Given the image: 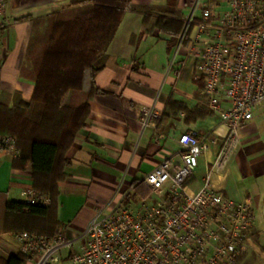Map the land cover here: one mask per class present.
<instances>
[{
    "label": "crops",
    "instance_id": "crops-1",
    "mask_svg": "<svg viewBox=\"0 0 264 264\" xmlns=\"http://www.w3.org/2000/svg\"><path fill=\"white\" fill-rule=\"evenodd\" d=\"M5 1L0 104L13 108L32 101L34 78L33 71H28V59L49 26L47 19L74 7L70 0ZM196 1L131 0L113 40L95 61V71L87 70L82 88L63 96L62 107L88 103L90 113L64 152L66 164L57 182L55 217L67 237L78 235L119 184L125 191L142 181L161 160L178 162L177 139L182 132H196L199 137L207 134L214 143L200 157L187 190L197 191L209 176L214 189L233 200L249 202L255 211V223L239 264H264V106L241 124L238 143L225 167L212 169L226 130L219 112L210 107L202 93V81L195 79L192 68L185 64V47L177 50L173 42ZM198 1L213 5L216 17L229 2ZM154 21L161 26L150 28ZM93 87L100 92L91 95ZM214 98L222 109L228 107L221 88ZM170 100L185 110L169 106ZM149 106L159 109L162 116L155 127L142 128L141 111ZM197 108L207 115H193ZM45 129L50 137L49 126ZM15 158L11 151L0 149V218L5 202L27 203L30 192L37 193L30 167L16 168ZM45 197L49 205L50 199ZM13 234L0 230L1 258L20 253ZM72 251H64L61 260H70ZM33 262L31 257L25 264Z\"/></svg>",
    "mask_w": 264,
    "mask_h": 264
},
{
    "label": "built area",
    "instance_id": "built-area-1",
    "mask_svg": "<svg viewBox=\"0 0 264 264\" xmlns=\"http://www.w3.org/2000/svg\"><path fill=\"white\" fill-rule=\"evenodd\" d=\"M5 2L0 0V64ZM182 46L186 66L202 81V93L226 130L212 161V169L221 170L238 143L241 124L264 106V0H229L219 17L213 5L197 0L183 20L177 50ZM220 88L225 109L214 98ZM161 116L155 106L144 107L142 128L155 127ZM177 143L179 161L161 160L142 180L154 200L133 196L132 186L123 191L119 184L74 237L61 228L51 236L14 233L20 253L31 256L32 264H58L65 250H74L72 264H237L246 252L255 211L249 202L214 189L209 176L197 191H188L186 181L214 141L186 131ZM14 145L13 138L0 136V149L16 157ZM28 203L47 205L48 198L30 192Z\"/></svg>",
    "mask_w": 264,
    "mask_h": 264
},
{
    "label": "trees",
    "instance_id": "trees-1",
    "mask_svg": "<svg viewBox=\"0 0 264 264\" xmlns=\"http://www.w3.org/2000/svg\"><path fill=\"white\" fill-rule=\"evenodd\" d=\"M70 2L74 8L68 14H72V17L61 14L49 17V26L35 45L36 51L29 54L28 71H33L34 78L32 101L21 102L13 108L0 104V136H9L15 141L17 155L14 166L30 167L34 190L48 196L50 204L5 202L0 218L1 231H27L51 236L60 229L54 210L57 182L63 176L62 168L66 164L64 152L77 130L85 126L90 113L88 103L76 108H65L61 101L67 91L82 88L87 70L95 71V61L107 50L123 14L131 4V0ZM159 26L160 22L154 21L150 28ZM182 26L183 21L173 36L174 44L178 42ZM38 53L39 56L34 58ZM99 92L93 87L91 95ZM169 106L185 110L173 100L169 101ZM192 113L207 115L198 108ZM46 125L50 128V137L45 133ZM190 179L186 181L187 185ZM132 189L133 196L137 197L149 191L142 181L132 184ZM29 258L31 256L19 253L8 259L0 257V264H25Z\"/></svg>",
    "mask_w": 264,
    "mask_h": 264
},
{
    "label": "rangeland",
    "instance_id": "rangeland-1",
    "mask_svg": "<svg viewBox=\"0 0 264 264\" xmlns=\"http://www.w3.org/2000/svg\"><path fill=\"white\" fill-rule=\"evenodd\" d=\"M69 12H70V10L69 11L65 10V11H63V13H60V14H61V16H65V17L67 16L68 18H71L72 17V14H68ZM39 54L40 53L35 54L34 55V58H36L37 56H39ZM142 193H143L142 194L143 195L142 197H147V196H150L152 194L150 190L149 191L146 190L145 192H142ZM153 196L154 195L152 194V196H150V197L154 200L156 196L154 198H153ZM65 251H67V250H65ZM58 264H72V262H71V260L68 259V260H61Z\"/></svg>",
    "mask_w": 264,
    "mask_h": 264
}]
</instances>
